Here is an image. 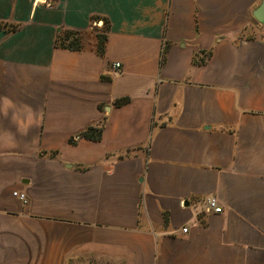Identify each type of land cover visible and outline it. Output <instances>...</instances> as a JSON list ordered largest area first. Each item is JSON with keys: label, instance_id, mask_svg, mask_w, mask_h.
<instances>
[{"label": "crops", "instance_id": "obj_1", "mask_svg": "<svg viewBox=\"0 0 264 264\" xmlns=\"http://www.w3.org/2000/svg\"><path fill=\"white\" fill-rule=\"evenodd\" d=\"M263 1L0 0V264H264Z\"/></svg>", "mask_w": 264, "mask_h": 264}, {"label": "trees", "instance_id": "obj_2", "mask_svg": "<svg viewBox=\"0 0 264 264\" xmlns=\"http://www.w3.org/2000/svg\"><path fill=\"white\" fill-rule=\"evenodd\" d=\"M104 28L102 29L103 32H100L97 34V50L100 54L104 51V44L106 39L105 32L109 29L108 27V21L106 19H103ZM56 46L70 49V50H80L81 49V39L78 31L73 30H64L61 32L59 36L56 38ZM166 48H164V51ZM163 53L160 60V63L163 62ZM194 63H201L203 62V59H196V57L193 58ZM130 101L129 97H120L114 100L113 105L116 107L122 106ZM104 129V123L100 122L97 125H90L80 131L77 134L78 138L87 139L91 141H100L102 138V133ZM70 143H75L76 140L74 137H71L69 139Z\"/></svg>", "mask_w": 264, "mask_h": 264}, {"label": "built area", "instance_id": "obj_3", "mask_svg": "<svg viewBox=\"0 0 264 264\" xmlns=\"http://www.w3.org/2000/svg\"><path fill=\"white\" fill-rule=\"evenodd\" d=\"M114 68L118 69L120 64L119 63H114ZM13 194L15 196H18L22 202L26 203L27 202V196L23 192H18L14 191ZM204 211L205 212H213V213H220L222 212V207L219 205L217 198L214 196H209L205 198L204 200ZM183 231H186V228H183Z\"/></svg>", "mask_w": 264, "mask_h": 264}, {"label": "water", "instance_id": "obj_4", "mask_svg": "<svg viewBox=\"0 0 264 264\" xmlns=\"http://www.w3.org/2000/svg\"><path fill=\"white\" fill-rule=\"evenodd\" d=\"M254 17L262 22L264 21V1L262 4L253 12Z\"/></svg>", "mask_w": 264, "mask_h": 264}, {"label": "rangeland", "instance_id": "obj_5", "mask_svg": "<svg viewBox=\"0 0 264 264\" xmlns=\"http://www.w3.org/2000/svg\"><path fill=\"white\" fill-rule=\"evenodd\" d=\"M103 24V23H102ZM104 28V24H103V26H102V29Z\"/></svg>", "mask_w": 264, "mask_h": 264}]
</instances>
